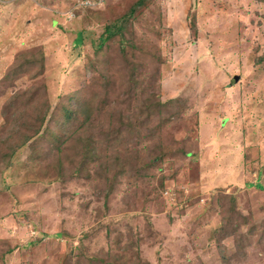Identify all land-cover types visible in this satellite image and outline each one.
Masks as SVG:
<instances>
[{
  "label": "rangeland",
  "instance_id": "374dc122",
  "mask_svg": "<svg viewBox=\"0 0 264 264\" xmlns=\"http://www.w3.org/2000/svg\"><path fill=\"white\" fill-rule=\"evenodd\" d=\"M119 1L0 0V142L17 124L32 133L10 164L0 153V264H264V1L149 0L104 44L101 85L123 119L151 87L182 110L161 147L121 126L119 144L132 138L152 163L133 158L107 185L109 110L92 116L96 160L83 169L59 149L70 125L53 115L98 75L110 16L92 11ZM30 98L38 113L26 117Z\"/></svg>",
  "mask_w": 264,
  "mask_h": 264
},
{
  "label": "trees",
  "instance_id": "16d2710c",
  "mask_svg": "<svg viewBox=\"0 0 264 264\" xmlns=\"http://www.w3.org/2000/svg\"><path fill=\"white\" fill-rule=\"evenodd\" d=\"M148 1L149 0H132L129 1V3L131 2V5L127 6L126 0H124L122 2L119 1L120 4H118L117 6L110 3V6H108L107 10L92 11L93 13L91 16L94 17L100 18L103 14H109L110 16L108 23H106L105 25V31L107 35L104 36V38H101V40L95 41L96 47L94 51L97 61L94 62L93 65L96 67L98 75H91L87 80L86 86L82 89L80 88L65 95L61 101V109L58 113L53 115V118H58V121L60 120V126L66 124V127H68L70 125L69 131L66 130V134L68 135H66V137L60 142L58 141L60 144V146H58L59 149H74V152L71 153V158L68 160L74 162L79 156L78 163L83 169L90 163L89 159L93 158L96 160V156H94L96 155L95 145L97 143V140H95V132L97 134L98 132L94 127L95 122L92 120V116L95 111H100L102 109L109 110L111 118L107 121V128L102 131L104 133L101 132L104 136L105 141L98 142V144L100 145L99 150L106 153L105 155L101 156L104 162H100L99 165H101L102 167L101 172L103 183H106L107 185L108 182H113V179L118 175H123L125 172L128 173V168L131 166L133 158L138 160L137 162L141 164H143V161H145V163L150 162L149 164L152 163V160L145 157L139 149L134 150L132 147H130L132 138L126 140V142H124L122 145L119 144V128L121 126V128H127L129 126L133 128L138 127L139 130L136 133L138 137L143 133L145 139H153L155 140L157 145L161 147V145L166 142L165 132L167 127L169 128L170 122L181 116L180 111L182 110L177 108V100L171 98L162 100V98H160V92L151 87V89H149L150 92H147L148 94L145 93L142 105L141 102L139 104V107L141 106L140 113H134L133 115L127 116L123 119V117L120 115L122 109L112 105V103L109 101V86H107L106 84L104 85V88L101 85L103 83L101 79L107 71L106 68L108 67L109 59V57H106L104 54V44L114 36L122 34L124 23H126L129 18L135 17L136 19H138L141 13L144 11V8L148 6ZM137 12L139 13L136 15ZM190 20V29L193 33H195L198 27L196 16H192ZM83 41L85 40L80 33L75 44L82 43ZM119 52L123 56H125L127 53L126 49L123 47L119 49ZM42 65L44 66V64ZM30 91L40 94L43 93V91H40L39 87H36V90L32 88L30 89ZM30 99L32 101H29V103L25 104L26 117H28L27 115H29L30 113H38V110L36 109L37 106L35 99ZM73 100H75V103L73 102ZM72 103L77 108L75 117L74 107H71ZM144 104H147V106L145 107ZM48 108L49 106H47L45 111H47ZM45 111L43 112V117L40 118L42 120L45 117ZM113 116H116V118H113ZM20 118L22 119L23 117ZM40 119L38 120V123ZM116 119L117 121L121 122L119 124H116ZM44 131L47 135L48 133H51L56 137H58V134L60 136L63 135V132H61L60 130H58V133H55L54 131L45 128ZM31 136L32 133L28 134V132L23 131V129H21L18 124L15 126V129H13L8 135L3 136L5 141L2 143L0 142V153L3 154V158L7 164H10L11 157H13L16 151L22 147L19 145L24 144L25 141ZM8 137L9 141H6ZM138 137L136 136L137 139ZM18 138L19 141L14 143L13 141ZM0 140H2V138ZM78 142H83V148L85 147V145L87 146L86 150L81 149V145H79ZM6 146L7 150H5ZM30 146L33 149L34 155L35 151L38 150L34 145ZM122 149H126V151L122 152ZM140 155L143 156L142 159L140 158ZM234 207V203H232L231 208Z\"/></svg>",
  "mask_w": 264,
  "mask_h": 264
},
{
  "label": "built area",
  "instance_id": "2783aa9c",
  "mask_svg": "<svg viewBox=\"0 0 264 264\" xmlns=\"http://www.w3.org/2000/svg\"><path fill=\"white\" fill-rule=\"evenodd\" d=\"M100 1V0H97ZM96 0H78L77 4L78 5H90V6H94L95 2H97ZM69 12H71L72 14H75V9L74 10H70Z\"/></svg>",
  "mask_w": 264,
  "mask_h": 264
},
{
  "label": "bare ground",
  "instance_id": "6f19581e",
  "mask_svg": "<svg viewBox=\"0 0 264 264\" xmlns=\"http://www.w3.org/2000/svg\"><path fill=\"white\" fill-rule=\"evenodd\" d=\"M14 49V48H13ZM229 110V109H228ZM46 161V160H45Z\"/></svg>",
  "mask_w": 264,
  "mask_h": 264
},
{
  "label": "clouds",
  "instance_id": "9594fccd",
  "mask_svg": "<svg viewBox=\"0 0 264 264\" xmlns=\"http://www.w3.org/2000/svg\"><path fill=\"white\" fill-rule=\"evenodd\" d=\"M76 9V8H75Z\"/></svg>",
  "mask_w": 264,
  "mask_h": 264
}]
</instances>
